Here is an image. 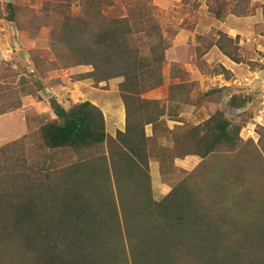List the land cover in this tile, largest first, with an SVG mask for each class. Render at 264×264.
<instances>
[{
    "label": "trees",
    "instance_id": "1",
    "mask_svg": "<svg viewBox=\"0 0 264 264\" xmlns=\"http://www.w3.org/2000/svg\"><path fill=\"white\" fill-rule=\"evenodd\" d=\"M115 1L79 0L76 14L61 2H47L38 12L5 5L9 23L29 36L49 30L52 69L91 67L84 75L94 84L122 78L126 126L112 137L94 103L64 107L54 101L38 141L28 134L0 148V264H264V203L260 207L250 189L240 196L252 206L231 208L228 196L237 187L228 186L225 177L209 181V171L221 164V172L237 182L236 164L199 165L230 153L246 159L250 171H264V152L243 147L250 96L243 98L245 106L237 104L243 113L231 118L215 107L224 90L203 92L197 82L170 86L168 110L146 100L145 94L164 84L169 44L162 12L152 0H122L125 14L113 15L108 10ZM185 1L200 6L199 0ZM245 2L232 0L227 4L232 8L224 10L208 0V7L217 19L245 16ZM213 47L243 63L237 43L224 32L216 33L207 50ZM34 63L40 73L39 59ZM214 74L232 77L224 67ZM20 106L0 101V117ZM193 108L213 111L200 125L170 129L168 120L183 121L179 110ZM258 131L264 151V128ZM152 160L172 185L161 201L153 196ZM200 173L205 188L198 189ZM223 185L227 207L217 188ZM254 190L262 194L257 184Z\"/></svg>",
    "mask_w": 264,
    "mask_h": 264
},
{
    "label": "rangeland",
    "instance_id": "2",
    "mask_svg": "<svg viewBox=\"0 0 264 264\" xmlns=\"http://www.w3.org/2000/svg\"><path fill=\"white\" fill-rule=\"evenodd\" d=\"M230 1L232 0H214L216 4H222L224 10L232 8L227 5L230 4ZM245 1L242 8L247 7L249 13L255 14L258 9L257 5H254L252 0ZM47 2L71 4L75 14L79 11V0H0V101L8 104H21L19 109L0 117V148L2 149L28 134L33 141H38L41 125L49 120L50 116H53L51 103L54 101L64 107L83 101L93 102L102 109L107 122V131L112 137H115L118 131L125 130V105L119 90V86L123 82L122 78L94 84L85 79L84 75L92 70L91 67L52 69L55 56L49 47V30L29 36L28 32L21 31L10 24L6 13H4L7 3L21 5L27 10L38 12ZM115 2V6L109 8L108 12L113 15H124L125 3L122 0ZM152 2L162 12L161 25L169 49L166 52V63L163 68L164 84L145 94L144 98L156 101L163 109L168 110L171 106L168 100L170 86L181 82H197L203 92L216 88L224 90V96L215 101V107L221 109L227 117L231 118L235 116L234 110L241 109L237 104L246 105L245 102L243 103L242 97L248 94L250 100L245 108L252 114V117L242 132L243 147L253 151H256L257 148L260 154L263 153L259 127L253 137L248 136L246 129L252 124L254 116L260 108V103L264 100V23L258 22L257 25L250 26L245 35L240 37L243 40L241 45L243 63L233 67L242 70V73L236 71L237 77L259 73L258 76L261 79L254 81L245 93L237 91V94H233L232 90L237 88L232 84L227 87L226 75L214 74L217 68H227L232 64L216 48L207 50L210 41L219 32L218 30L223 28L221 22H224L228 16L217 19L208 7V0H200L199 7H196L192 1L185 0H152ZM262 7L264 12V5ZM213 9L216 10L217 7ZM198 25L200 26L198 27ZM203 37L208 38L202 40ZM35 58L39 59L41 63L40 73L36 71ZM33 75L36 77L34 78ZM253 77L251 78L253 79ZM11 92L13 93L11 94ZM230 95L233 96L230 97ZM178 110L176 109V111ZM212 111L211 108H193L181 112L179 110L178 116L183 121L168 120V126L174 129L176 126L200 125L209 119ZM146 133L148 136L152 135L151 126L147 127ZM250 140L254 144H250ZM167 143V141H163V145H167ZM29 154L25 151V156L30 157L31 154ZM219 156L221 158L216 156L213 159L209 157L205 161H200L199 165L204 163L208 168L212 163L219 164L218 162L221 161H226V164H230V162L236 164L237 173L240 174L237 182L234 179H229L226 173L221 172V164L214 166L216 171L213 174V171H209V181L216 182L219 178L225 177L227 178L225 179L226 183H229L228 186L237 187L235 194L228 196V199L232 200L230 201L232 202L231 208L235 209L241 204V207L245 206L249 209L252 205L242 201L244 197L240 195H245L250 189L253 192L252 196L259 200L257 204L261 207L264 203V175L260 174L264 171L258 172L256 169L250 171L251 167H246L248 164L246 159H237L230 153ZM150 170L153 196L155 200L161 201L171 191L172 185L163 180L158 161H151ZM177 177L180 178V174ZM243 177L244 179H241ZM203 178L200 173L198 181H201L196 183L198 189L205 188L202 185ZM177 179L175 182L178 181ZM243 180L248 182L244 184ZM217 184L223 183L217 182ZM256 184L262 189V194L254 190ZM206 187L212 188V186ZM217 188L220 189L221 194L225 193L223 200L227 207V192H224V185L223 187L217 186ZM210 192L211 190L208 193Z\"/></svg>",
    "mask_w": 264,
    "mask_h": 264
},
{
    "label": "crops",
    "instance_id": "3",
    "mask_svg": "<svg viewBox=\"0 0 264 264\" xmlns=\"http://www.w3.org/2000/svg\"><path fill=\"white\" fill-rule=\"evenodd\" d=\"M252 2L254 3V5H257V7H258L257 12L255 14L251 12V13H249V15H245V16L229 15L228 16L229 18L227 17L224 22H221V25L223 28L218 30V31L224 32L230 38L235 40L238 47L240 48L241 54H243V49H241V45L243 43V40L240 37L242 35L243 36L245 35L247 29H249L250 26L253 27V26L257 25L258 22L264 23V20H263L264 12H263V7H262L264 5V0H252ZM199 26L200 25H198V27ZM214 48H216L223 56H225L217 47H213V49ZM226 58L232 64V66H227V68H226L232 74L231 79H227V87H230L231 82L235 78H242V77L236 76L237 75L236 71L242 73V70L241 69L237 70L236 68H233V67H237V66L242 65V63H236V62L232 61L231 59H229L228 57H226ZM232 91H233V94H237V90L234 89ZM232 96L230 95V97H232ZM248 96L249 95L247 94V95L243 96L242 99L248 98ZM242 101L245 102L244 100H242ZM1 117H4V116H1Z\"/></svg>",
    "mask_w": 264,
    "mask_h": 264
},
{
    "label": "built area",
    "instance_id": "4",
    "mask_svg": "<svg viewBox=\"0 0 264 264\" xmlns=\"http://www.w3.org/2000/svg\"><path fill=\"white\" fill-rule=\"evenodd\" d=\"M251 77H253V79ZM259 79L261 78H259L258 73H253L252 75L242 78H235L231 82V84L232 86H235L237 88L236 90L239 93L240 91H243L245 93V91H248L249 87L252 86L254 81H258ZM234 111V115L237 116L243 113L244 110L239 109ZM258 127H264V100L260 103V108L258 109L257 114L254 116L252 124H250V126H247L246 132L248 133V136L253 137Z\"/></svg>",
    "mask_w": 264,
    "mask_h": 264
}]
</instances>
